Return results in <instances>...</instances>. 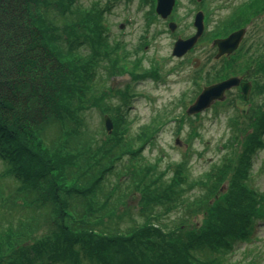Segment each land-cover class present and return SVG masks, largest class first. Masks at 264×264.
<instances>
[{
  "label": "trees",
  "instance_id": "1",
  "mask_svg": "<svg viewBox=\"0 0 264 264\" xmlns=\"http://www.w3.org/2000/svg\"><path fill=\"white\" fill-rule=\"evenodd\" d=\"M108 8L0 0V179L11 182L0 187V264H237L229 253L264 222V190L249 183L253 156L264 150V102L230 118L229 152L196 179H189L188 159L170 176L141 163V148L164 122L154 118L131 132L130 85L97 92L96 79L101 68L106 77L157 73H135L139 59L126 68L130 52L106 34ZM244 15H232L225 28ZM224 63L217 79L249 67ZM253 63L247 74L256 75L261 93L264 60ZM92 108L110 116V133L90 132L85 112ZM115 172L118 181L107 189ZM195 186L200 193L185 199ZM132 192L139 221L119 211ZM178 205L184 215L169 229L162 217Z\"/></svg>",
  "mask_w": 264,
  "mask_h": 264
},
{
  "label": "rangeland",
  "instance_id": "2",
  "mask_svg": "<svg viewBox=\"0 0 264 264\" xmlns=\"http://www.w3.org/2000/svg\"><path fill=\"white\" fill-rule=\"evenodd\" d=\"M94 1H99L104 7L110 6V10L105 12L107 32L111 41L117 40L130 52L125 56L126 68L131 69L132 64L139 59L138 65L134 68L135 73L141 75L155 69L157 73L155 76L144 75L135 79L128 72L106 77L105 69L101 68L96 79V91L99 92L107 86L124 88L129 84L131 95L126 113L130 120L131 132H138L141 126L150 124L154 118L159 117L164 122L155 138L141 148V163H155L158 170L170 176L175 170L174 164L188 159L189 179L198 178L213 161L220 160L229 152V148L223 144H226L236 132V130L233 132L232 125L229 124L230 118L236 113L239 114L240 109L247 112L252 103H263L264 90L261 93L257 91L254 83L256 75H251L248 78L251 96L247 97L246 101L242 100V93L238 88H232L226 93L225 100L216 101L199 113L186 115L185 109L193 103L204 86L217 80L216 76L227 64L221 63V59L215 61L213 58L216 51L211 46V40L214 37L225 35L238 27H245L246 39L241 44L245 53L237 51L230 55V60L234 62L235 59L241 63L246 61L249 66L248 70L246 67L243 68L246 73L255 66L251 61H255L256 58L264 60V1L215 0L211 5H207L210 9L206 18L209 33L204 34L202 37L204 39L182 58L174 57L171 53L175 41L174 33H170L167 28L162 34L156 33L158 29H165V24L157 17L155 20L150 18L149 5L145 4V1L79 0L86 6ZM193 9L191 4L181 1L176 13L180 24L177 32L182 34L194 32L190 23ZM237 12L241 15L245 12L242 17L244 20L225 28L229 25L232 15ZM244 46L248 47L247 51ZM250 54L256 57L251 58ZM214 68L218 71L215 72ZM110 100L115 104L121 103L117 96L111 97ZM85 114L90 132L103 133L105 126L101 110L92 108L86 110ZM263 158L264 150L253 156L252 173L249 178L250 185L259 191L264 190ZM124 159L130 158L126 156ZM123 168L124 165L120 164L117 172ZM3 169V162L0 160V172ZM117 172L110 176L107 189L118 181ZM5 179H0L1 188L11 185L10 180ZM200 190L202 188L197 186L186 190L185 199L191 200L200 193ZM125 199L119 211L125 210L130 213L132 219L142 220L138 212V193L132 192ZM179 206L165 212L167 214L162 217L169 229H173L178 223L177 218L184 215V210ZM129 217H126V224L132 222ZM228 261H236L237 264H247L249 261L264 264V222L257 224L250 241L236 244L234 251L228 255Z\"/></svg>",
  "mask_w": 264,
  "mask_h": 264
},
{
  "label": "water",
  "instance_id": "3",
  "mask_svg": "<svg viewBox=\"0 0 264 264\" xmlns=\"http://www.w3.org/2000/svg\"><path fill=\"white\" fill-rule=\"evenodd\" d=\"M174 0H157L156 10L159 12L163 17H166L171 8L173 6ZM201 13L199 12L196 17V26H197V33L185 40L179 39L175 42L173 48V55L181 56L183 55L189 48H191L202 32V17ZM245 30L239 29L230 33L227 37L224 38H217L214 40V44L218 46V53L216 57L221 56L222 54H230L233 52L243 37ZM239 83V78L236 76L229 77L225 80L220 82L205 86L202 91L198 94L195 101L188 107L187 113H195L203 110L204 108L208 107L215 99L222 100L224 98V92L226 89L232 87L233 85H237ZM243 90L246 92L247 84L244 83ZM105 126L110 131L112 128V123L108 115L105 116Z\"/></svg>",
  "mask_w": 264,
  "mask_h": 264
},
{
  "label": "flooded vegetation",
  "instance_id": "4",
  "mask_svg": "<svg viewBox=\"0 0 264 264\" xmlns=\"http://www.w3.org/2000/svg\"><path fill=\"white\" fill-rule=\"evenodd\" d=\"M144 1H145V4L149 5V16L151 18L152 17L153 18L157 17L163 24H165V29L164 28L158 29L156 31V33L162 34V31H166L168 29L170 33H172V34L174 33L175 40L180 39V38L186 39V38L192 36L193 34H195L197 32L196 17L198 15V13L201 12L202 13L201 17H203L204 29L202 31L201 36L198 39V41H199L201 39L203 33L207 32L208 23L206 22L207 21L206 18H207V16H209V10H210L209 6H207V5H209V4L211 5L212 3H214L215 0H183V3L191 4L194 7L193 12L191 13V21H190V23L192 24V26L194 28V32L192 33L190 31L188 34H182L180 32H177V30L179 31V29H180V24H179L178 18L176 16V13H177V8H178V6H179V4L181 3L182 0H175V5H174V7L172 9V12L169 13L166 17H162L161 14H157L156 13V11H155L156 0H149L150 1L149 3L147 2V0H143V2ZM172 22L175 23V25H172ZM246 33H247V31H246ZM244 37L245 38L243 39V41H245V39H246V34H245ZM198 41H197V43H198ZM197 43H196V45H197ZM195 46L191 50H189L187 53L191 52L195 48ZM215 49H216V47H215ZM239 78L241 79V83H242V82L246 81L247 77H246L245 74H243V75L240 74ZM233 88H238L241 91V86L240 85L236 86V87H233ZM230 90H228V92Z\"/></svg>",
  "mask_w": 264,
  "mask_h": 264
}]
</instances>
